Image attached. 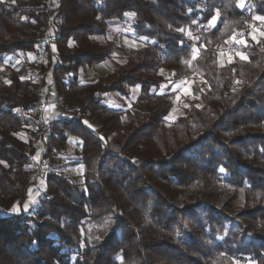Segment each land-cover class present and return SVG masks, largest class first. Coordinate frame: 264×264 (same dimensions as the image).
Instances as JSON below:
<instances>
[{
  "label": "trees",
  "instance_id": "trees-1",
  "mask_svg": "<svg viewBox=\"0 0 264 264\" xmlns=\"http://www.w3.org/2000/svg\"><path fill=\"white\" fill-rule=\"evenodd\" d=\"M243 4L0 0V205L17 208L0 212V264H264V36H246L241 57L220 63L217 52L263 23L254 17H264V0ZM113 19L127 20L142 46H122L123 63L80 82L82 65L111 55L115 41L94 37ZM48 28L46 63L29 61ZM20 53L19 63H5ZM164 72L194 80L173 121L175 93L157 92ZM47 75L63 107L79 113L52 121L42 154L54 164L66 158L69 136L78 138L82 181L50 170L25 209ZM131 87L143 111L101 102L105 93L130 96Z\"/></svg>",
  "mask_w": 264,
  "mask_h": 264
},
{
  "label": "rangeland",
  "instance_id": "rangeland-1",
  "mask_svg": "<svg viewBox=\"0 0 264 264\" xmlns=\"http://www.w3.org/2000/svg\"><path fill=\"white\" fill-rule=\"evenodd\" d=\"M108 24H109V31L106 36H95L94 37L95 39L99 40L102 43L107 42L108 40L115 41L116 45L115 47H113L112 53L109 56L110 58L108 57V60H107L108 64L106 62L104 64L103 63L104 60H103L91 66L82 65L77 73V78L81 81H84V82L93 81L100 76L106 75L109 70H112L117 65L123 63L125 61L126 53L122 49L123 48L122 46L140 47L143 44V42H140L138 39L133 38L129 34L128 32L129 23L127 22V20L120 22L118 20L113 19V20L108 21ZM252 27L253 29L251 30V33H253L254 29L259 30L255 33L257 37L259 35V32H264V21L262 24L260 23L255 24V25H252ZM50 33H52L51 30L47 29L45 33L41 35L39 43L36 44L37 48L43 47L45 54H46V50L44 47H46L47 44H49L51 41ZM251 33L248 35L245 34L244 37L249 36L252 38ZM239 40L245 41L243 38ZM244 44L245 43L237 42L236 47L239 45L237 49H235L236 47L235 48L233 47V49H228L227 46L220 47L217 51L220 54L219 62L223 63V60H232L235 57H241L242 53L239 48H240V45H244ZM38 54H39V50L35 49L34 51L27 52L25 56L29 61L37 60L38 62L46 63L47 61L46 57L45 59L38 60ZM22 57H23L22 53L18 55L6 54L4 55V61L6 64L15 65L20 62ZM30 72H31L30 74H32L33 77H35L37 74V71L34 68H31ZM73 73L74 72L68 74L67 77L73 78L72 77ZM163 74L165 76V81L159 84L160 88L158 89L157 92H161L165 90L166 88H170V90L175 93L174 105L170 113L166 117L167 120L173 121L177 117H179L180 115H183L186 112V109L188 106V99L192 97V87L191 86L194 80H193L192 75H182L181 77L173 80V79H168V77L171 76V74H168L167 72H164ZM38 78L39 76L37 75L36 79ZM49 78H50L49 75H47L46 85L42 87V90L44 88L42 94H44V91L48 89ZM66 81H68V78H66ZM198 82H199V85H201L202 87H205V84L202 80L198 79ZM138 90H139L138 87H131L130 96L122 95L117 92L105 93L102 95L101 102L105 104L106 106H110V107H118V108H123V109L129 108L133 113L141 112L144 109H143V106L139 103ZM152 90L154 91L156 90V88H153ZM58 99H59V101L57 100L58 103L56 102L52 103L54 104L53 109L49 110V107H48V111H49L48 114L46 113V108H45L46 107L45 105L48 104L47 102L45 104L43 103L44 106L41 105V108L37 106V109L35 112V116L42 117L43 120L46 122L48 121L47 124L50 127V129L52 128L53 120L60 119V118H69V116L71 117V119L74 117L76 118L77 114L79 113V108L75 105L70 106L67 109L63 107L62 95H59ZM39 102H42L41 98L39 99ZM59 109H60V112L56 114L57 110L59 111ZM75 118L72 120H75ZM18 136L21 137L24 141H27L28 139L26 132H21ZM80 147L81 145L79 144L78 138H76L73 135H70L69 138L66 140L65 147L63 149V152L66 158L60 159L54 164H51L50 159H48L49 160L48 166L44 167L40 174H39V171H40L39 165H38V168H36L38 173H36V170H34L33 168L31 169V171H33L32 178L34 180V183H32L28 188V198H27V203L25 204L27 205V207L30 204L36 202L37 198L40 196L41 191L45 188L44 176L50 170L59 172L65 176L72 178L73 180L82 181L81 175L83 172V167L82 165H79V164L76 165L75 164L76 162H74L75 155L78 154ZM42 166H45V164H42ZM25 205H24V208H25ZM12 209L13 208H8L7 210H5L0 205V212H4V213L5 212L7 213V211L13 212ZM236 264H254V262L247 258L244 261H237Z\"/></svg>",
  "mask_w": 264,
  "mask_h": 264
},
{
  "label": "built area",
  "instance_id": "built-area-1",
  "mask_svg": "<svg viewBox=\"0 0 264 264\" xmlns=\"http://www.w3.org/2000/svg\"><path fill=\"white\" fill-rule=\"evenodd\" d=\"M252 29H253L252 26H251V27H248V28H246L244 31H242V32H240V33H238V34H236V35L234 36L235 39H234V37H232V39L226 44L227 48H228V49H233V47L235 48L236 45H237V41H238L239 39H241V38L244 39V38H245V37H244L245 34H246V35L250 34ZM238 46H239V45H238ZM238 46H237L235 49H237ZM38 50H39L38 60L45 59L46 54H45V52H44V50H43V47H38ZM41 105H42V104H41L40 102L37 103V106H38L39 108H41ZM47 122H48V121H47ZM47 122L44 121L42 117L37 116L36 124H37V126L39 127V129H40V130H39V136H40V138H39V155H38V157H37L35 160L32 161L31 169L33 168L34 170H36V168H38V165H39V166H40L39 174L41 173L42 169H43L44 167L48 166V164H49V160H48L47 158H45V157L43 156V154H42L43 147H44L45 142L47 141V137H48V135L50 134V131H51V129H50V127L48 126ZM42 164H45V166H42ZM32 172H33V171H32ZM34 173H35V172H34ZM36 173H38L37 170H36ZM36 173H35V174H36Z\"/></svg>",
  "mask_w": 264,
  "mask_h": 264
},
{
  "label": "crops",
  "instance_id": "crops-1",
  "mask_svg": "<svg viewBox=\"0 0 264 264\" xmlns=\"http://www.w3.org/2000/svg\"><path fill=\"white\" fill-rule=\"evenodd\" d=\"M49 29V28H48ZM50 35L52 36V34L50 33ZM51 36H50V38H51ZM110 58V57H109ZM107 60H108V58H106L105 60H104V64H105V62L107 63ZM96 64V63H95ZM108 64V63H107ZM94 65V64H93ZM118 66V65H117ZM116 66V67H117ZM111 70H109L108 72H110ZM49 81H50V79H49ZM49 81H48V86H49ZM80 82H84V81H81L80 80ZM47 100V101H46ZM57 100L59 101V99H58V95L56 94V91H55V89H54V87H48V89L47 90H45L44 91V94L42 95V97H41V101L42 102H40L42 105H43V103L45 104L46 102L48 103L47 105H45L46 107V113L48 114L49 113V111H48V107H49V110L50 109H53L54 108V104H52L53 102H56V103H58L57 102ZM44 106V105H43ZM52 107V108H51ZM56 112V111H55ZM58 112H60V109H59V111L57 110V112H56V114L58 113ZM55 114V113H54ZM61 115V114H60ZM59 117V116H58ZM70 117V116H69Z\"/></svg>",
  "mask_w": 264,
  "mask_h": 264
},
{
  "label": "snow or ice",
  "instance_id": "snow-or-ice-1",
  "mask_svg": "<svg viewBox=\"0 0 264 264\" xmlns=\"http://www.w3.org/2000/svg\"><path fill=\"white\" fill-rule=\"evenodd\" d=\"M238 6L239 7H243L244 6V4H243V0H238ZM255 19H257V20H261V21H264V17H254ZM216 18L215 17H213V20H215ZM257 31H259L258 29H254L253 30V33H251V35H252V38L255 40L256 39V35H255V33L257 32ZM259 35H261V36H264V32H259ZM234 39H235V37H234ZM238 43H245V41H243V40H239V41H237ZM70 46H71V42H70ZM242 55V54H241ZM85 123H87V121H85ZM0 163H3V161H0ZM222 171H223V169H221ZM25 209H27V205H25ZM12 211L13 212H15V211H17V208L16 207H13V209H12Z\"/></svg>",
  "mask_w": 264,
  "mask_h": 264
}]
</instances>
